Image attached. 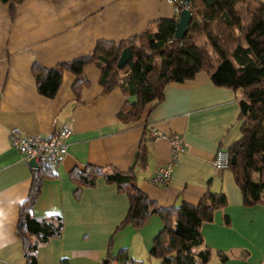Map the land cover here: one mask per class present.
Segmentation results:
<instances>
[{
  "label": "crops",
  "instance_id": "0c3cea01",
  "mask_svg": "<svg viewBox=\"0 0 264 264\" xmlns=\"http://www.w3.org/2000/svg\"><path fill=\"white\" fill-rule=\"evenodd\" d=\"M178 13L168 0H23L13 15L8 4L0 2V264H24L14 226L32 168L9 145V133L54 137L65 122L71 128L66 153L55 168L56 176L42 181L32 208L34 216H60L62 230L57 239L38 248L37 264H59L62 257L68 264H106L119 251L136 264H159L147 257L161 228L157 216L150 215L140 227L116 230L127 209L126 196L98 178L76 199L68 177L72 168L85 165L125 172L140 138L147 162L143 170L135 171L136 182L158 206L179 200L195 204L207 189L226 197V207L200 227L204 245L211 249L206 264H264V207L242 206L230 172L211 166L216 149H227L240 137L238 93L215 87L206 73L198 72L192 79L166 85L162 100L147 103L135 122L120 123L116 112L134 97L119 88L102 94L94 64L82 68L87 84L81 86L77 100L71 86L74 77L66 72L52 98L36 91L32 63L50 68L89 54L98 40L130 39L154 20H177ZM151 129L177 135L183 142L164 185L151 179L156 168L169 163L170 146L165 139H154ZM224 215L227 225L221 221ZM218 251L228 259L220 261Z\"/></svg>",
  "mask_w": 264,
  "mask_h": 264
},
{
  "label": "trees",
  "instance_id": "16d2710c",
  "mask_svg": "<svg viewBox=\"0 0 264 264\" xmlns=\"http://www.w3.org/2000/svg\"><path fill=\"white\" fill-rule=\"evenodd\" d=\"M22 1L0 0L8 4L11 15ZM188 1L190 20L181 38L173 36L176 18H160L130 39L96 41L87 55L50 68L32 63L30 73L36 91L52 98L66 72L74 77L71 86L77 100L81 86L87 84L82 68L94 64L99 70L102 94L119 88L134 97L133 102H125L116 112L118 122L129 123L140 118L147 103L162 100L166 85L192 79L198 72L206 73L215 87L238 93L240 137L226 149L225 170L232 175L242 206L264 207V4L258 0ZM123 48H128L131 59L118 68L116 62ZM146 162L140 138L132 164L125 172L92 165L72 168L68 177L74 185V197L78 198L82 188L93 187L96 179H103L127 198L126 212L116 230L126 225L140 227L150 215L159 218L161 228L151 240L148 258L159 264H206L211 249L204 245L200 227L212 221L216 210L226 207V197L207 189L195 204L179 200L166 207L158 206L139 190L136 182L135 171L143 170ZM29 169L30 184L26 198L18 205L14 234L20 241L24 264H37L38 248L60 236L62 219L58 215L47 219L32 214L42 181L56 174L41 165ZM221 221L223 225L229 223L225 215ZM216 254L220 261L228 259L223 252ZM116 257L126 258L123 251ZM59 264H68V260L62 257Z\"/></svg>",
  "mask_w": 264,
  "mask_h": 264
},
{
  "label": "built area",
  "instance_id": "2783aa9c",
  "mask_svg": "<svg viewBox=\"0 0 264 264\" xmlns=\"http://www.w3.org/2000/svg\"><path fill=\"white\" fill-rule=\"evenodd\" d=\"M172 2L176 9L189 8L188 0H168ZM71 133L68 123H63L54 137L48 138L43 136H27L16 131H11L8 136L9 145L14 148L22 158L32 159L37 165H41L52 171L66 153V139ZM154 139H165L170 146V161L165 166L156 168L152 183L156 185H164L169 181L171 175V167L175 163L176 156L183 151L182 139L174 134L165 135L159 133L155 129L150 130ZM228 162V154L226 149L218 148L214 152L211 160V166L217 170H225ZM106 264H134L128 258L109 257Z\"/></svg>",
  "mask_w": 264,
  "mask_h": 264
},
{
  "label": "water",
  "instance_id": "95a60500",
  "mask_svg": "<svg viewBox=\"0 0 264 264\" xmlns=\"http://www.w3.org/2000/svg\"><path fill=\"white\" fill-rule=\"evenodd\" d=\"M190 20V12L187 9H181L178 13V18L174 24V34L175 38H181L186 30V27ZM131 59V54L128 48H123L120 52V55L117 59L116 66L121 68L127 61ZM28 166L35 168L38 165L32 160L29 159L27 162Z\"/></svg>",
  "mask_w": 264,
  "mask_h": 264
}]
</instances>
